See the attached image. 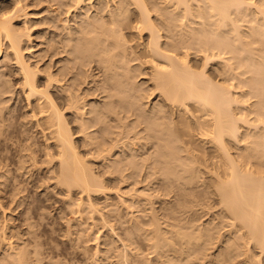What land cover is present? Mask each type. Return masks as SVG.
<instances>
[{
    "label": "bare ground",
    "instance_id": "bare-ground-1",
    "mask_svg": "<svg viewBox=\"0 0 264 264\" xmlns=\"http://www.w3.org/2000/svg\"><path fill=\"white\" fill-rule=\"evenodd\" d=\"M56 219L82 264H264V0H0V264H68Z\"/></svg>",
    "mask_w": 264,
    "mask_h": 264
},
{
    "label": "rangeland",
    "instance_id": "rangeland-1",
    "mask_svg": "<svg viewBox=\"0 0 264 264\" xmlns=\"http://www.w3.org/2000/svg\"><path fill=\"white\" fill-rule=\"evenodd\" d=\"M29 9H31V8H29ZM210 71H214V68L213 67L209 68V72ZM10 78H11L12 83H16L15 81L17 79H16V77L14 75H10ZM19 107H20V102L16 103L15 113L17 111L16 109L19 108ZM12 127H13V125H12ZM12 127H10L8 129V131H11L12 130ZM31 173L33 174V178H36L37 177V172L34 171V169L31 171ZM27 189L29 190V195L32 198H36L35 197V194H34V190H33V188L30 185L27 187ZM29 200H31V198ZM58 204L59 203L56 202V203H47L45 205V210H44L45 215L43 216V221H41L42 222L41 223L42 225H41L39 231L42 230V229L47 230L49 228L51 222H53V217L56 216V213H55L54 210H55L56 205H58ZM13 223L16 225L18 222L16 220ZM54 226L56 227L57 230H56V233H54L51 236L53 238V241H52V239L50 238V236L48 234H46V236L44 238L47 240V242L51 243L50 245H48V246L51 247V249H53V246H56V249L55 250L57 252L63 253L60 256V258H56V259H62L64 261L68 262V264H70L71 262H73L74 264H82L83 263V256H82L81 253L78 252L74 256L73 259H70L69 257H71V256L70 255H66L67 254V251H68L67 250L68 249L67 248V245L60 243V239H61V236L60 235L62 233V231H60V229H64L63 228V225L61 223V220L56 219L55 220V223H54ZM48 238H49V240H48ZM2 246L3 245L0 244V252L3 251V247ZM93 248H94V245H90V246L87 247V251H91Z\"/></svg>",
    "mask_w": 264,
    "mask_h": 264
}]
</instances>
